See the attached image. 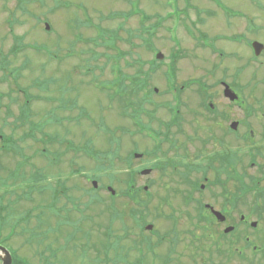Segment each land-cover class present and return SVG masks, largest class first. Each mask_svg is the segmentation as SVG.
<instances>
[{
    "label": "rangeland",
    "instance_id": "1",
    "mask_svg": "<svg viewBox=\"0 0 264 264\" xmlns=\"http://www.w3.org/2000/svg\"><path fill=\"white\" fill-rule=\"evenodd\" d=\"M144 15L151 18L147 23L143 22L144 27L156 22L161 24L150 40V49L144 43L148 40L147 35L141 31V17ZM195 20L196 29V23H191ZM45 23L49 24V31L45 30ZM244 24H247L250 41L264 43V0H0V66L7 60L9 67L18 73L16 82L11 78L6 81L0 70V134L18 147L17 153H5L0 149V218L4 217V226L0 228L2 245L11 252L15 250V255L29 264H133L138 257L132 240H140H137L140 235L135 239L139 222L135 223L134 217L129 216L128 208L135 205L122 196L121 191L125 188L128 170L141 166H134L131 162L129 168L119 160H126L133 148L132 141L137 138L121 134V129L129 130V122L119 116L120 107L114 102L119 93L109 82L114 81L119 72L132 73L133 61L151 62L159 51L164 57L157 61L161 62L159 71L149 83L160 92L153 95L155 102L169 99L170 96H161L166 82L161 71L168 69L170 54L175 48L181 56L175 62L177 84L198 77L207 82L225 78L233 83L238 79V83L246 88L250 79L242 77L250 78L252 75L239 77L232 68L245 62H248L249 71L259 67L264 61V53L254 59L251 49L243 47V43L237 47L230 42L240 34ZM188 30L196 34L201 31L208 37L198 38L196 35L194 39ZM15 36L22 38V43L29 44V47L12 55L10 50L15 45ZM196 39L207 44L213 42L214 53L211 48L199 47ZM30 45H40L48 54L36 53ZM184 52L186 57L181 54ZM238 56L242 59L238 60ZM135 66L137 68L138 64ZM144 67H149V64ZM202 67H214L210 73L212 76L207 78L200 69ZM52 78L56 81L52 82ZM58 80L67 86L60 84L58 88ZM260 81L258 78V83ZM244 87L238 90L242 97L249 99H253L255 93V97L259 96L264 90L260 83L254 86V91L246 88L242 92ZM19 88H27L26 95L30 98L36 96L28 109L29 117L24 119L20 117L24 97ZM47 97H50L49 103L43 99ZM58 98L62 102L63 99L73 102L62 108L58 106ZM121 106L124 110L128 108L126 103ZM157 114L163 119L166 116L162 111ZM30 134L37 138L45 136L44 140L56 136L64 143L40 144ZM65 141L76 148L83 149L89 145L95 152L107 151L110 154L99 163L100 156L93 160L83 150L75 152L71 146L66 150L68 145ZM5 144L0 141V147ZM18 162L26 164L18 168ZM72 169L81 170L89 179L98 176L96 189H92L90 180L87 182L70 173ZM35 172L37 179L31 195L27 197L26 184ZM14 174L19 186L12 187V179H7L6 184L1 183ZM171 176L172 173L169 179ZM149 177L151 174L136 176L140 191L148 185ZM57 178L65 180L69 196L79 207L73 208L79 213L72 208V199L66 202L65 198L56 196ZM166 181L167 178L155 179L156 184L148 189L150 195L143 191L138 198L146 201L152 195L163 194L177 201L179 186L170 182L164 193L160 185ZM106 185L115 191L113 200L109 198ZM17 196L20 199L16 202ZM31 197L32 200H26ZM51 197L56 199L57 213L48 215L46 208L42 216L47 220L38 224L37 209L40 204L48 202L47 207ZM109 204L115 209L111 215L105 207ZM156 204L157 199L146 204L149 212L144 216L145 224H152V231L169 233L174 239L176 236L182 243L177 245L169 261L163 258L167 250L165 241L151 243L153 252H146V258H142L139 264H211L210 240L195 228V219L157 217L153 208ZM36 205L28 222L16 224ZM164 210L169 209L164 207ZM99 224L104 227L100 228ZM122 224L134 231L131 238L130 234L125 236ZM108 225H111V235L107 240L104 232ZM177 231L184 233L178 236ZM190 231L193 234L195 231L196 240H192ZM144 236L150 238L149 241L156 239L147 231H144Z\"/></svg>",
    "mask_w": 264,
    "mask_h": 264
},
{
    "label": "flooded vegetation",
    "instance_id": "2",
    "mask_svg": "<svg viewBox=\"0 0 264 264\" xmlns=\"http://www.w3.org/2000/svg\"><path fill=\"white\" fill-rule=\"evenodd\" d=\"M249 34L244 24L230 42L237 47L243 43L248 49ZM247 63L232 71L239 77L252 75L242 77L250 79L246 83L249 91L259 83L264 88V61L250 71ZM132 67L135 72L136 66ZM200 69L207 78L215 70ZM230 81L220 78L207 82L198 77L177 85L165 82L161 96L170 98L157 102L159 107L147 102L145 109L138 110L133 98L129 125L131 137L137 139L132 141V164L150 169L147 181L151 187L157 178L169 181L172 170L171 182L179 186L180 196L177 201L163 196L162 205L169 210H156L155 215L169 220L193 218L195 223L209 221L213 264H264V90L253 99L244 98L238 90L244 85L238 79ZM224 83L238 99L224 96ZM170 103L175 105V114ZM159 111L166 113L164 119ZM134 153L140 157L135 158ZM163 168H167L166 173ZM226 227L232 230L225 233ZM183 233L177 231L176 235ZM180 243L177 239V245Z\"/></svg>",
    "mask_w": 264,
    "mask_h": 264
},
{
    "label": "trees",
    "instance_id": "3",
    "mask_svg": "<svg viewBox=\"0 0 264 264\" xmlns=\"http://www.w3.org/2000/svg\"><path fill=\"white\" fill-rule=\"evenodd\" d=\"M150 19H151L150 16H148V15L144 16V17H142V23H141L142 32L145 33L147 35V38H148V40H144V43H145V45H146V47L148 49L151 48V41L150 40L155 36V33L159 29V25H160L159 22H156V23L148 24L147 27H144L143 22L146 21V23H147ZM9 24H11L10 21H9ZM143 27H144V29H143ZM14 40H15V42H14L15 45H17L18 43L19 44L22 43V38H20V37L15 36ZM201 41H203V40H201ZM209 44H211V43H209ZM21 45H23L24 48L29 47V44L22 43ZM30 47L33 48V50L36 53H41V54L46 53V54H48V51L44 50V48H42L40 45H30ZM16 51H17V49H14V53H16ZM153 51H155V50H153ZM178 53H180V52H178ZM181 54L185 55V52L181 53ZM175 55H176V53H175ZM47 58L50 59V57H47ZM138 64H139V67H138L137 73L135 75L123 74L122 72L121 73L119 72L118 77L115 78L114 81L109 82V83H113L116 87H118L117 90H118V93H119V95H118L119 97L115 98V102L120 107L119 115L122 118H124V117L129 118L130 117V112H128V109L130 110V107H131V104H132L131 102H132V99L134 98V96L136 97V107L139 108V109L143 108V103L142 102H144V100L150 99V95L153 94L152 85H151V87H149V89H145V86L146 85H150V83H149L150 79L157 72V70H159V66L161 65L160 62H156L155 60H153V62L151 64V68L149 70L148 69L144 70V68H143V64L144 63L141 62V61H138ZM0 70L3 72V77H2L3 79H6V77H8L5 74V72H10L12 74H15V72H16V71H12V69L9 67V63H8L7 60L4 62V64L2 66H0ZM168 77H169V82H171V81H173V83L175 82L174 78L171 75H169ZM51 80H52V82L56 81L54 78H52ZM46 81H48V83H50L49 79H47ZM37 84H39V83H37ZM60 84H62L64 87L67 86V85L63 84L61 82V80H58V83H57L58 88H60ZM34 86H36V84H33V87ZM39 87H40V84H39ZM27 91H28V89L26 88V91H24V93H26ZM141 92L144 93L142 96L139 95V93H141ZM43 99L48 101V97L47 98H43ZM32 101H33V99H29V100L25 101L24 104H22V107H21L22 109H21V113H20V116H21L22 119L29 117L28 109H29V106L32 103ZM67 103H69V101H65V99H63V102H61V104H59L58 106L62 107V108H65V107H67V105H66ZM123 103H126V107H128L126 110H124V108H122V106H121V104H123ZM128 131L129 130L123 129L122 130V134H125ZM104 132L107 133V130H104ZM42 134H44V133L42 132ZM31 136H32L33 140L34 139L36 140L37 143H40V144L42 143L44 145H47V144H50V143H54V141L60 142L59 138L53 137V136H49V139H47V140H44L45 136L44 137L40 136L39 139H37L33 135H31ZM42 137H43V139H42ZM14 146H16V144H14ZM117 149H118V147H117ZM73 150L76 152L77 148L76 149L73 148ZM83 151L87 154L88 157H90L92 159L100 156V158H101L100 162H104L103 160L106 159L107 154H110L107 151H105V152H95V151H93V149L90 150V148H85ZM13 152H15V151H13ZM100 153H104V155H101ZM115 154H116V152L113 154V156ZM25 164L26 163L18 162L16 165L19 168L20 166L25 165ZM16 172H18V169H17ZM126 174H127V176L125 178V188H124V190L121 191V193H122V196H124L125 198H128L132 203L135 204V207L132 206V207L128 208V213H129V216H133L134 217L135 223L139 222L138 225L140 227L142 225V223H144V221H145V217L144 216L146 215V212H149V209L146 206V204L149 201L148 200L143 201V200H140L138 198V194L140 192L142 193L143 191H140L141 189L136 187L135 182L133 180V178H134V176L136 174V171L129 170ZM17 175H18V173H17ZM14 177H16L15 174L14 175H10L9 177H7L4 180H2L1 182H5L6 183L7 179H12L13 181H12V185L11 186L12 187H16L17 186L16 185L17 184L16 183L17 182L16 181L17 178H14ZM36 179H37V175H34V176L30 177L29 182L26 184L27 193H25V194L31 195L32 190L34 188V184L33 183H34V180H36ZM8 191H11L10 188H9ZM112 198H114V197H112ZM19 199H20V196H17L16 202ZM160 202L161 201L159 200L158 205L160 204ZM105 207H106L107 210H109L108 211L109 215H111L112 212L115 213V209L113 207H111V204L105 205ZM126 207H127V205H126ZM32 212H33V209L31 208L28 212L24 213L18 219L16 224H20L21 222H28L29 216H31ZM120 212H122L124 214L123 211H120ZM122 216L123 215L120 214V217H122ZM45 220H47V218ZM3 221H4V219L1 218L0 227L4 226L3 225ZM41 221H43V220H41ZM108 227L106 226L105 230H106V235H108L107 237L109 238L110 235H111V225H108ZM122 228H124L125 236L127 234H129V230H128V228L126 226L123 225ZM132 242H133V245H135L137 247V252L138 251L140 252V253H138L139 254V258L136 259L133 264H139L140 261H141V258L145 259L146 258V252H149L151 250H152L151 252H153V249H150L149 246H147V245H146L145 248H141V247H143L141 242L138 243L134 239L132 240ZM0 243H2V242L0 241ZM142 250H144V253L142 252ZM11 253H12V256H13L12 264H29L25 259L15 255V253H16L15 250L13 252H11ZM128 264H132V263H128Z\"/></svg>",
    "mask_w": 264,
    "mask_h": 264
},
{
    "label": "water",
    "instance_id": "4",
    "mask_svg": "<svg viewBox=\"0 0 264 264\" xmlns=\"http://www.w3.org/2000/svg\"><path fill=\"white\" fill-rule=\"evenodd\" d=\"M46 29L48 30L49 29V26L46 25ZM252 48L254 50V54L257 56L261 53L262 49H263V45L259 42H253L252 43ZM156 58L161 60L163 58V55L159 52L156 54ZM224 95L228 98H230L231 100H235L237 99V96L236 94H234L227 86H225V89H224ZM137 156V155H136ZM149 173V170L148 169H144L141 171V175H146ZM93 186L96 187V183L93 182ZM147 187H145L146 189ZM108 190L111 192V194H114V191L111 189V188H108ZM218 214V213H216ZM147 229H151L152 227L150 225L146 226ZM230 228H227L225 231H229ZM0 261H1V264H11L12 263V257H11V254L9 253V251L3 247V246H0Z\"/></svg>",
    "mask_w": 264,
    "mask_h": 264
}]
</instances>
